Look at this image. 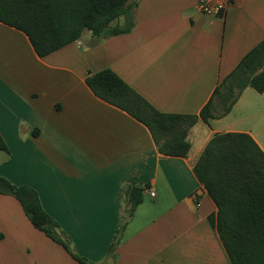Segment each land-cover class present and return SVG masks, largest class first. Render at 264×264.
I'll return each instance as SVG.
<instances>
[{"label":"crops","instance_id":"obj_1","mask_svg":"<svg viewBox=\"0 0 264 264\" xmlns=\"http://www.w3.org/2000/svg\"><path fill=\"white\" fill-rule=\"evenodd\" d=\"M198 1L130 0V33L99 39L87 31L44 58L0 22V134L8 147L0 176L36 191L75 253L94 264L109 263L124 212L120 190L131 179L148 187L114 264H231L210 220L217 206L193 167L217 134L247 133L264 152V92L247 87L227 115L200 119L182 158L159 153L144 124L86 83L111 70L158 111L199 115L264 40V0H241L219 17L197 12ZM0 264L79 263L32 225L15 197L0 194Z\"/></svg>","mask_w":264,"mask_h":264},{"label":"trees","instance_id":"obj_2","mask_svg":"<svg viewBox=\"0 0 264 264\" xmlns=\"http://www.w3.org/2000/svg\"><path fill=\"white\" fill-rule=\"evenodd\" d=\"M129 1L0 0V22L22 31L35 53L44 58L78 41L87 31L99 39L130 33L135 21ZM121 19L123 24L119 23ZM86 83L101 100L144 124L159 153L186 158L191 151L189 131L200 119L209 121L227 115L247 87L264 92V40L215 90L199 115L158 111L111 70L89 75ZM215 100L222 107L220 113H216ZM0 151L8 152L1 134ZM193 171L217 206L210 220L231 264H264V152L258 143L247 133L217 134ZM147 187L134 179L121 187L124 212L107 255L108 264L115 263L123 231ZM0 194L15 197L32 225L63 246L79 264H94L75 253L72 242L43 209L36 191L0 176Z\"/></svg>","mask_w":264,"mask_h":264},{"label":"built area","instance_id":"obj_3","mask_svg":"<svg viewBox=\"0 0 264 264\" xmlns=\"http://www.w3.org/2000/svg\"><path fill=\"white\" fill-rule=\"evenodd\" d=\"M241 0H199L196 6L197 12L209 16V17H219L224 16L227 10L239 3ZM152 197L155 196V192L150 190Z\"/></svg>","mask_w":264,"mask_h":264},{"label":"clouds","instance_id":"obj_4","mask_svg":"<svg viewBox=\"0 0 264 264\" xmlns=\"http://www.w3.org/2000/svg\"><path fill=\"white\" fill-rule=\"evenodd\" d=\"M19 123H20L21 125L26 126V127L28 126V122H27V121L20 120ZM20 139H21L22 141H26V140L28 139V134L25 133V134L21 135V136H20Z\"/></svg>","mask_w":264,"mask_h":264},{"label":"rangeland","instance_id":"obj_5","mask_svg":"<svg viewBox=\"0 0 264 264\" xmlns=\"http://www.w3.org/2000/svg\"><path fill=\"white\" fill-rule=\"evenodd\" d=\"M218 109H220V112L222 111V107L220 105H218Z\"/></svg>","mask_w":264,"mask_h":264}]
</instances>
